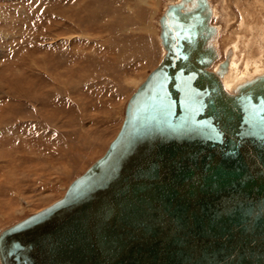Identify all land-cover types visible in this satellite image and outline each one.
<instances>
[{
    "label": "water",
    "instance_id": "obj_1",
    "mask_svg": "<svg viewBox=\"0 0 264 264\" xmlns=\"http://www.w3.org/2000/svg\"><path fill=\"white\" fill-rule=\"evenodd\" d=\"M212 0H172L165 51L106 150L0 227V264H264V72L233 88Z\"/></svg>",
    "mask_w": 264,
    "mask_h": 264
},
{
    "label": "rangeland",
    "instance_id": "obj_2",
    "mask_svg": "<svg viewBox=\"0 0 264 264\" xmlns=\"http://www.w3.org/2000/svg\"><path fill=\"white\" fill-rule=\"evenodd\" d=\"M169 1L0 0V227L61 197L106 150L164 54ZM212 2L223 59L230 43L245 45V21L264 19V0Z\"/></svg>",
    "mask_w": 264,
    "mask_h": 264
},
{
    "label": "bare ground",
    "instance_id": "obj_3",
    "mask_svg": "<svg viewBox=\"0 0 264 264\" xmlns=\"http://www.w3.org/2000/svg\"><path fill=\"white\" fill-rule=\"evenodd\" d=\"M213 7H214V16H213V18H214L215 16L219 15V11H218L217 5L213 4ZM132 17H134V16H132ZM137 19H136V21H137ZM255 20H258V21H255ZM255 20H253V23L250 21H248V22L245 21V23H246L245 25L248 24L247 25V27H248L247 32L249 31V33L248 34H247V32L244 33V35H245V39L243 40L245 43V45H243L244 48H241L243 46L241 45V43H239V41L230 43L227 47L224 48L225 53L230 55V59H229L230 62H229V67H228L227 71L224 73L223 78H224L225 84L230 88H233L234 86H236L237 83H239L240 81H243L244 79L250 78L251 76H254L256 74L264 72V57L262 58L263 55L258 56L256 58H252V56H250V52H253L254 48L255 49L259 48L261 51L264 52V19L260 18V19H255ZM212 22H213V19H212ZM218 26H219V35H220L221 34V25H218ZM148 29H147V31H148ZM240 29H241V27H240ZM124 30H126V28H124ZM158 35H159V33H158ZM133 42H135V41H133ZM138 45L131 47V49L134 52L140 53L141 46H138ZM143 46H145V45H143ZM163 49H164V47H163ZM163 51H165V49ZM253 57H254V55H253ZM220 60H221L220 58L218 60H216L214 62V66H218V62ZM239 65L241 67H239Z\"/></svg>",
    "mask_w": 264,
    "mask_h": 264
}]
</instances>
